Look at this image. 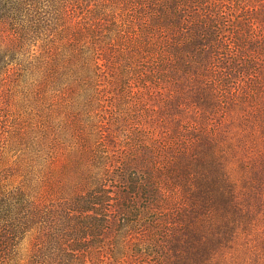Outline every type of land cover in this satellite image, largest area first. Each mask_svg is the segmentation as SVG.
Segmentation results:
<instances>
[{
    "label": "trees",
    "instance_id": "obj_1",
    "mask_svg": "<svg viewBox=\"0 0 264 264\" xmlns=\"http://www.w3.org/2000/svg\"><path fill=\"white\" fill-rule=\"evenodd\" d=\"M0 264H264V0H0Z\"/></svg>",
    "mask_w": 264,
    "mask_h": 264
}]
</instances>
